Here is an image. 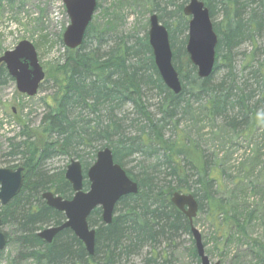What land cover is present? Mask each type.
I'll return each mask as SVG.
<instances>
[{
	"label": "trees",
	"instance_id": "trees-1",
	"mask_svg": "<svg viewBox=\"0 0 264 264\" xmlns=\"http://www.w3.org/2000/svg\"><path fill=\"white\" fill-rule=\"evenodd\" d=\"M152 1V11L157 12L169 30L173 65L182 81L181 92L174 94L162 81L147 34L133 42L128 41L132 36H121L109 44L97 39L96 45L88 47V40L96 37L89 25L83 44L76 49L66 48L65 61L58 66L53 81L56 89L50 96L52 101L46 102L47 109L37 131L24 129L21 138L12 140L4 154L21 159L20 164L7 167L23 166L25 170L19 194L8 204L0 205L3 226H16L14 241L20 248L21 259H32L35 264H136L133 258L148 247L141 264H173L165 250L175 247L182 234L191 236L188 218L171 202L174 191L192 192L199 211L207 207L210 221L224 239L231 235V222L242 237L246 236V226L255 218V210H249L242 225L237 213L242 210L227 209L223 199L215 198L221 191L219 164L180 125L181 117L190 114L192 104L199 103L207 117L219 119L225 129L236 135L248 136L256 129L264 130V62L252 65L259 46L253 44L252 55L245 59L243 69H249L248 77L237 78L233 72V50L245 41L254 42L264 29V0H203L218 36L214 71L205 79L197 75L189 60L188 35L178 41V33L188 31L189 18L183 7L189 0ZM169 6L176 9L168 10ZM217 9L222 16L213 21ZM183 55L185 73L180 66ZM221 64L228 73L217 82L214 73ZM2 75L9 76L4 67L0 70ZM148 91L157 95L155 112L146 102ZM127 105L136 117L127 114ZM167 131L172 135L167 137ZM104 147L112 150L114 161L138 182L139 192L119 200L110 224L103 222L100 207L90 214L88 223L96 229L93 255L88 254L83 242L69 228L60 231L51 243L45 242L37 232L45 226L62 224L65 216L48 206L41 194L51 190L71 198L73 190L64 177L65 170L53 176L41 165L53 156L82 159L89 152L92 160L82 161L86 171ZM136 156L142 160L137 165L139 171L133 173L129 165ZM88 187L85 180L84 188ZM260 196L263 200L264 191ZM6 238L8 245L11 238L7 234ZM251 243L256 264H264L262 242L251 239ZM162 245L161 251L156 252Z\"/></svg>",
	"mask_w": 264,
	"mask_h": 264
},
{
	"label": "rangeland",
	"instance_id": "rangeland-1",
	"mask_svg": "<svg viewBox=\"0 0 264 264\" xmlns=\"http://www.w3.org/2000/svg\"><path fill=\"white\" fill-rule=\"evenodd\" d=\"M152 2V0H97V9L90 23L96 37L88 40V47L96 45L97 39L109 44L113 40L116 42L121 36H132L128 41L133 42L138 37L148 35L149 17L154 12ZM176 4H179V1ZM174 9L176 6L168 7V10ZM221 16L220 10L217 9L213 21H219ZM69 24L70 19L64 0H0V56L5 51L14 49L20 41L28 40L35 46L39 63L46 73L43 85L33 97L19 93L15 80L10 76L0 77V167L21 163L20 156L12 158L4 154L9 151L12 140L21 138L24 129L37 131L47 109L46 102L52 101L50 96L56 89L53 81L58 74V66L65 61L66 46L63 43V33ZM186 35L188 31L178 33V41L183 40ZM253 44L259 46V51L254 54L252 61V65L257 66L264 62V29L256 36L254 42L245 41L233 50L235 67L233 72L237 73V78H241L242 75L248 77L249 69L243 67L247 64L246 57L252 55L255 49ZM178 57L180 58L179 55ZM254 58H257V62ZM185 63L186 56L183 55L180 65L183 73L186 71ZM222 66L223 64L214 73V80L217 82L224 79L228 73V69ZM156 96L154 91L145 94L152 112L156 111L158 100ZM200 105L192 104L190 114L181 117L180 128L186 135L198 140L205 154L218 162L221 191L215 198L223 199L222 203L226 202L227 209L233 208L235 212L237 209L242 210L237 212L241 217L239 223L242 225L249 210L254 209L256 213L255 218L247 224L246 236L243 237L238 233L239 228L231 222L229 231L231 235L224 239L223 233H220L216 225L210 221L207 207L198 212L194 226L201 233L205 253L211 262L256 264L251 239L259 240L264 246V199L261 200L260 196L264 191V130L256 129L248 136L236 135L225 129L219 119L212 120L207 117ZM124 110L131 118L137 116L130 105ZM171 135L170 131L166 132L167 137ZM38 137L41 138V135ZM83 155L82 159H78L81 162L92 160L91 153L85 152ZM71 159L77 158L53 156L46 159L41 166L49 175L59 176L62 170H66ZM141 160V157L136 156L129 165L133 167V173L139 171L137 165ZM2 229L11 239L0 252V264H13L19 261H23L21 264H35L32 259L27 261L19 257L20 248L14 241L16 226L7 224ZM191 238L192 236L182 234L175 247L165 250L173 264H198L193 255L194 244ZM162 247L164 245L156 252L161 251ZM148 249L145 248L142 255L133 258V263L141 264Z\"/></svg>",
	"mask_w": 264,
	"mask_h": 264
},
{
	"label": "water",
	"instance_id": "water-1",
	"mask_svg": "<svg viewBox=\"0 0 264 264\" xmlns=\"http://www.w3.org/2000/svg\"><path fill=\"white\" fill-rule=\"evenodd\" d=\"M70 24L63 33V43L68 49L80 47L85 39L97 0H64ZM183 13L189 18L186 52L189 60L196 67L197 75L208 78L214 71L218 36L214 30L209 8L203 0H189L183 7ZM148 42L152 48L154 63L164 84L174 93L182 90V81L173 65V50L170 44L169 30L160 21L157 13L149 17ZM4 65L9 76L15 82L19 93L33 97L38 93L46 73L40 65L36 48L28 40L20 41L12 50L0 56V69ZM85 175L89 182L84 189ZM65 179L71 184L73 195L70 199L45 191L41 194L46 204L65 215L60 225H52L37 232L39 238L51 243L55 236L64 229H71L80 239L89 255L95 253L96 229L90 227L88 217L95 208L102 210V220L110 224L114 218L116 204L121 197L139 192L138 182L133 180L126 170L114 161L109 147L98 150L94 163L84 174L82 163L71 159L65 170ZM24 167L16 169L0 167V204H8L22 189ZM171 202L190 222V232L194 240L200 264H220L211 262L205 253V246L199 230L193 220L197 217L199 203L192 193L174 191ZM0 214V252L6 248L7 238L3 231Z\"/></svg>",
	"mask_w": 264,
	"mask_h": 264
},
{
	"label": "bare ground",
	"instance_id": "bare-ground-1",
	"mask_svg": "<svg viewBox=\"0 0 264 264\" xmlns=\"http://www.w3.org/2000/svg\"><path fill=\"white\" fill-rule=\"evenodd\" d=\"M190 193H192V192H190ZM192 194H193V193H192ZM121 198H122V197H121ZM121 198H120V199H121ZM120 199H119V200H120ZM118 202H119V201H118Z\"/></svg>",
	"mask_w": 264,
	"mask_h": 264
}]
</instances>
